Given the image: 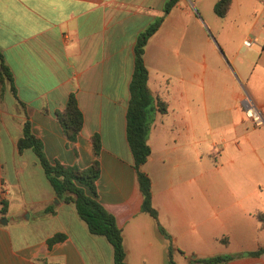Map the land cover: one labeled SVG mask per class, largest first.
Here are the masks:
<instances>
[{"label": "crops", "instance_id": "0c3cea01", "mask_svg": "<svg viewBox=\"0 0 264 264\" xmlns=\"http://www.w3.org/2000/svg\"><path fill=\"white\" fill-rule=\"evenodd\" d=\"M166 1L0 0V51L24 104L0 92V264H114L109 242L57 199L33 151L16 149L25 120L49 161L79 169L99 135L97 196L122 232L125 264H166L169 242L140 208L125 124L135 39ZM218 1L178 0L144 51L151 96L167 111L151 124L143 171L159 224L185 253H173L177 264L264 248V126L243 105L264 119V0H232L223 18ZM70 95L83 116L74 142L58 122ZM56 234L63 240L48 246ZM225 264H264V254Z\"/></svg>", "mask_w": 264, "mask_h": 264}, {"label": "trees", "instance_id": "16d2710c", "mask_svg": "<svg viewBox=\"0 0 264 264\" xmlns=\"http://www.w3.org/2000/svg\"><path fill=\"white\" fill-rule=\"evenodd\" d=\"M178 0H167L164 4L163 14L151 23L143 32L139 33L135 39L133 48L134 64L133 72L129 82V101L126 110V139L133 159V168L136 172L138 187L142 196L141 211L149 215L155 222L159 233L168 242V252L166 264H177L174 262L173 253L185 255L176 249L170 242L171 238L158 222V213L152 205L151 179L143 171V165L151 154L148 145V138L151 124L156 113L165 114L166 103L152 97L148 88V70L145 68L144 51L147 41L159 29L163 19L174 7ZM232 0H219L214 6V14L223 18L228 13ZM9 88L10 93L18 100L16 87L14 85L13 74L6 64L4 56L0 51V92ZM21 107L24 104L18 101ZM63 133L69 142H74L79 135L83 116L79 109L76 98L70 95L65 105L64 111L58 115ZM91 144L94 151V160L85 169L74 166H66L59 162H51L45 156L42 141L37 138L32 130L29 121L25 120L22 128V136L17 141L18 152L31 149L41 166L45 178H47L51 188L58 200L63 203L72 204L75 207L78 217L85 222L88 231L92 235L104 237L113 249L114 264H125L126 252L123 244L121 230L117 227L115 217L108 212L99 202L96 190V181L100 175L99 155L102 150L99 135L91 137ZM6 201L0 199V214L6 213ZM46 212L52 213L51 207H47ZM256 217L264 229V214L256 213ZM63 234H56L47 240L48 246L63 240ZM226 243L225 237L220 239ZM264 254V248L252 252H245L236 255H216L207 258L190 259L185 264H225L240 257H260Z\"/></svg>", "mask_w": 264, "mask_h": 264}, {"label": "built area", "instance_id": "2783aa9c", "mask_svg": "<svg viewBox=\"0 0 264 264\" xmlns=\"http://www.w3.org/2000/svg\"><path fill=\"white\" fill-rule=\"evenodd\" d=\"M250 41H245V45H249ZM244 114L247 120L251 122L253 127L264 126V119L262 117L261 111L254 106L248 99H245L244 103Z\"/></svg>", "mask_w": 264, "mask_h": 264}, {"label": "rangeland", "instance_id": "374dc122", "mask_svg": "<svg viewBox=\"0 0 264 264\" xmlns=\"http://www.w3.org/2000/svg\"><path fill=\"white\" fill-rule=\"evenodd\" d=\"M4 164H5L4 165V170H5L4 174L8 176L9 173L7 171H8V166H9L10 163L7 162V163H4ZM9 176H11V175H9ZM16 196H17L16 189L10 188L9 197L16 199Z\"/></svg>", "mask_w": 264, "mask_h": 264}, {"label": "water", "instance_id": "95a60500", "mask_svg": "<svg viewBox=\"0 0 264 264\" xmlns=\"http://www.w3.org/2000/svg\"><path fill=\"white\" fill-rule=\"evenodd\" d=\"M4 220V223H6V220H5V218L3 219ZM194 258V257H193Z\"/></svg>", "mask_w": 264, "mask_h": 264}]
</instances>
